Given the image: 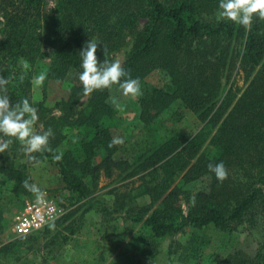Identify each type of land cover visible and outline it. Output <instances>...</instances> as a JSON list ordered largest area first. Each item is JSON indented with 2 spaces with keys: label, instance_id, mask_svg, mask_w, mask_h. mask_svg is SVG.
Instances as JSON below:
<instances>
[{
  "label": "trees",
  "instance_id": "1",
  "mask_svg": "<svg viewBox=\"0 0 264 264\" xmlns=\"http://www.w3.org/2000/svg\"><path fill=\"white\" fill-rule=\"evenodd\" d=\"M46 1L0 0V76L10 81L7 94L13 104L27 98L38 109L35 131L51 127L55 134L50 138L53 152L34 153L36 161L28 160L16 140L0 153V232L6 225L4 213L34 195L22 187V181L44 190L52 181L50 168H55L75 203L89 196L101 171L110 176L115 168L128 175L141 174L137 193L148 195L150 204L126 216L150 254L157 252L158 241L189 225L199 233L184 245L185 258L207 264H264V238L253 257L240 249L215 257L221 242L231 237L235 224L250 210L256 208L264 217V21L254 18L247 31L220 20L219 0H54L53 13L44 14ZM127 36L132 46L122 67L139 79L143 91L137 98L141 127L127 141L132 163L114 159L118 145L108 147L121 124L106 103L110 89L94 91L79 110L75 106L84 97L78 77L79 52L85 42L97 40L96 56L101 61ZM46 51L49 64L41 60ZM22 61H27V69ZM155 69L168 76L161 87L146 80ZM43 71L47 72L43 93L49 80L72 78L67 96L55 104L62 113L58 117L49 115L44 100L32 97L33 80ZM237 75L243 79L241 86ZM180 108L199 121L195 130L187 126ZM59 152L63 157L56 162L52 157ZM220 161L228 169L223 183L207 168ZM39 163L45 166L29 171ZM232 168L236 177L230 174ZM197 181L205 184L194 194L195 206L190 201L182 223L176 225L175 202L181 190L176 183ZM156 202L159 205L153 207ZM90 208L86 206L78 222ZM76 210L57 218L55 226L64 224L66 231L59 243L55 236L49 238L43 246L46 254L76 234L71 223ZM49 233L47 225L0 243V264H19L24 249L38 251V237ZM74 249L77 262L84 264L100 247L90 242Z\"/></svg>",
  "mask_w": 264,
  "mask_h": 264
},
{
  "label": "rangeland",
  "instance_id": "2",
  "mask_svg": "<svg viewBox=\"0 0 264 264\" xmlns=\"http://www.w3.org/2000/svg\"><path fill=\"white\" fill-rule=\"evenodd\" d=\"M54 6V0H47L42 7V12L44 14H51L53 13ZM131 46L132 38L131 36H127L122 46L110 52L107 59L109 61L119 60L123 64L130 52ZM45 53L46 55L41 60L44 64H49V52L46 51ZM71 80V75L62 81L49 80L45 86V93H43L41 86H35L33 83L32 97L34 101L44 100V104L51 109L49 115L58 117L62 113L55 107V104L61 98L67 96ZM146 80L155 86L161 87L168 82V76L163 71L155 69L148 74ZM236 83L238 86L242 85L243 79L241 75L236 76ZM113 97L123 107L122 111L112 103ZM86 98L87 96H84L76 103L77 110L85 104ZM106 103L116 111L117 117L121 120V124L113 132V136L114 138L122 137L124 140L123 144L118 145L119 148L114 154V159H123L132 163L134 158L127 146V141L141 127L137 98L124 96L122 90L113 85L109 91ZM180 110L187 126L195 130L200 123L194 114L185 108H180ZM43 165V163L35 164L29 167V171L33 172L45 166ZM50 173L52 181L44 190L61 207L64 214L72 209H77L71 216L73 221L71 223L72 226L76 227V234L71 236L70 240L58 250L55 249V252L52 254H46L43 246L47 244L49 238L55 236V240L58 242L60 241V236L66 231L64 224L55 226V230L49 229L50 233L48 236H40L36 241V247L40 251L35 250V247L29 251L24 249V254L19 260V264H79L76 260L77 254L74 247L90 242L92 246L99 245L100 249L86 257L84 264H207L205 261L197 263L191 258L184 257V245L188 244L193 233H199L189 225H185L179 232L158 241L156 244L157 252L150 254L146 250V242L142 241L143 236L139 237V235L135 234L137 228L133 227L132 222L126 216V212L131 214L137 213L140 212L141 208L147 207L150 204L148 195H139L137 193L138 185L141 182L139 178L141 174L128 175L125 172L120 173L118 169L113 168L112 174L105 176L101 171L96 185H90L91 192L89 196L85 200L74 203L71 194L59 182L57 170L50 168ZM230 174L232 177L237 176L233 168L230 170ZM176 184L181 188L179 199L175 202L177 209L174 215V222L178 225L182 223L189 210L190 197L205 182L197 181L187 185ZM6 187L7 185H4L2 189L4 190ZM30 198L32 197L23 198L9 212L4 213V223L6 225L5 229L0 232V243H7L14 238L20 237L13 230V216L23 203ZM87 205L91 206L90 210L85 212L81 221L78 222L77 217ZM157 205H159V202L153 204V207ZM104 207L109 209L103 210ZM116 208H119V210H115ZM263 238L264 217L254 208L249 211L241 222L235 224L231 237H227L225 242H221L215 252V257L222 258L227 253H231L237 249L253 257ZM58 243H49L48 247H54Z\"/></svg>",
  "mask_w": 264,
  "mask_h": 264
},
{
  "label": "clouds",
  "instance_id": "3",
  "mask_svg": "<svg viewBox=\"0 0 264 264\" xmlns=\"http://www.w3.org/2000/svg\"><path fill=\"white\" fill-rule=\"evenodd\" d=\"M217 16L220 20L231 21L243 26L247 31H251L253 19L258 18L264 21V0H219ZM100 44L92 39L85 42L79 52L81 57V69L79 81L82 84L83 95L90 97L94 91L111 89L113 85H118L122 94L126 97L138 98L143 95L141 84L138 78H132L122 67L119 60L109 61L98 60L96 53ZM103 55H107V49H102ZM25 69L29 67L27 61H22ZM47 79V72L39 73L33 80L35 86H43ZM21 75L20 81L23 82ZM9 79L0 76V153H4L10 148L13 140L22 145V151L29 161H36L34 153L53 152L50 147V138H54V132L49 127L46 130L37 132L34 126L39 120L38 109L34 107L27 98L13 104L8 93ZM112 103L121 111L123 107L115 97ZM42 128V126H41ZM2 137H7L4 139ZM75 142V141H73ZM122 137L113 138L108 147L123 144ZM63 153H54L53 160L59 162ZM208 171L214 173L218 182L223 183L228 178V169L223 161L219 163H209ZM22 187L33 193L37 204H43L45 193L36 184L22 181ZM192 205L195 206L196 199L193 194L190 197ZM50 230H55V220L47 222Z\"/></svg>",
  "mask_w": 264,
  "mask_h": 264
},
{
  "label": "built area",
  "instance_id": "4",
  "mask_svg": "<svg viewBox=\"0 0 264 264\" xmlns=\"http://www.w3.org/2000/svg\"><path fill=\"white\" fill-rule=\"evenodd\" d=\"M44 203L37 204L35 195L27 199L13 216V230L19 236H26L37 232L48 225L47 222L56 220L63 214V210L47 194L45 190Z\"/></svg>",
  "mask_w": 264,
  "mask_h": 264
}]
</instances>
